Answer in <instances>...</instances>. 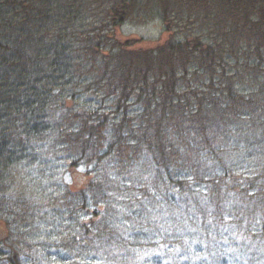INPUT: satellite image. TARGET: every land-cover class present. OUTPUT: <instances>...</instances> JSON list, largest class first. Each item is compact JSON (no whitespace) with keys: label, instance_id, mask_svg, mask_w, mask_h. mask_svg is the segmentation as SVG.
<instances>
[{"label":"trees","instance_id":"obj_1","mask_svg":"<svg viewBox=\"0 0 264 264\" xmlns=\"http://www.w3.org/2000/svg\"><path fill=\"white\" fill-rule=\"evenodd\" d=\"M140 4L0 0V264H20L44 207L74 223L53 264H264V0H159L166 30L187 21L198 36L134 51L115 31ZM93 92L96 108H69ZM48 154L95 164L84 190L28 195Z\"/></svg>","mask_w":264,"mask_h":264},{"label":"rangeland","instance_id":"obj_2","mask_svg":"<svg viewBox=\"0 0 264 264\" xmlns=\"http://www.w3.org/2000/svg\"><path fill=\"white\" fill-rule=\"evenodd\" d=\"M140 3L139 8L132 15L130 20L115 31V36L118 41L121 43H132V50H154L158 46L166 43L168 40L182 41L191 36V41H193V38L198 36L197 33L200 30H197L196 27H193V25H188L189 22L187 23V21H185V23H180L179 26L175 28H173V26L170 29L167 28L166 30L167 25L160 15L159 0H140ZM91 15H89V19H87L88 21L84 23L89 31L100 27L97 23L99 22L101 16L95 13ZM95 23L96 25H94ZM213 38L216 39L215 36L210 37L208 35L207 37V39L211 40V42L213 41ZM224 62L229 69L233 68L230 59L228 60L226 58ZM250 82V77H247V84L242 87L246 95H254V93L260 91V88H256V90L253 89L254 87L251 86ZM242 88L240 90H242ZM98 99L99 98L93 92L82 95L80 101L77 100L76 102H70L68 105L69 108H72L74 104H81L83 106L90 107L93 106V104L99 105L97 103ZM262 104H264V94ZM137 108L138 107H134L132 109V111L135 112L134 114H137ZM255 122L256 121L253 122V120H249V122L245 124L246 127L243 130H253L252 126ZM54 154H56L55 151ZM140 160L139 165L133 173V180L136 185L144 186L151 178V165H149V162L146 161L144 156H142ZM43 162L44 165L41 168H35V166L31 167V172L22 186L26 188L25 190L28 192V195L30 193H34L37 197H43L45 201L50 198L49 194H54L57 190V188L53 189L47 186V184H50L52 187L67 186V190L73 193L75 191L84 190L91 178L90 173L94 171L96 167L95 164L86 163L85 161L79 162V166L74 167L63 161V157L54 158L51 154L46 155ZM104 165L105 164L101 166ZM41 171L46 173V177L42 178L49 179L44 181L40 186H36L35 183L32 188V182L34 180L41 179L38 174L41 173ZM47 188H51V190L49 191ZM56 196L59 197L60 194L57 193L55 197ZM17 198L18 188L14 187V189H11V192L6 195L4 199H6V202L10 203L14 202ZM44 208L45 209L41 211V213L36 214V219L32 224L29 223V227L21 229L23 234L26 233V235H24V245L27 252H25V255L21 256L19 261L20 264H53L52 260L58 259L57 256L59 258L63 257V253L55 247H52V244H54V241L57 238L56 236L66 231V227L69 226V224L72 226L74 223L69 222V218L65 217L67 216L65 212L57 209L58 216H56V211L54 212L53 208ZM2 218V220L0 219V243L7 239V237L12 233L10 232V229H8L9 227L7 225V221H5L4 217ZM84 218L86 217H81V220H84ZM24 226H27V224ZM1 253L5 256V258L8 257L7 250L4 249L2 244H0V254Z\"/></svg>","mask_w":264,"mask_h":264},{"label":"water","instance_id":"obj_3","mask_svg":"<svg viewBox=\"0 0 264 264\" xmlns=\"http://www.w3.org/2000/svg\"><path fill=\"white\" fill-rule=\"evenodd\" d=\"M1 232V231H0Z\"/></svg>","mask_w":264,"mask_h":264}]
</instances>
